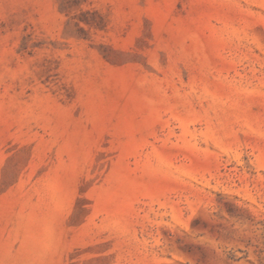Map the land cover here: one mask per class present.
Here are the masks:
<instances>
[{"label":"rangeland","instance_id":"rangeland-1","mask_svg":"<svg viewBox=\"0 0 264 264\" xmlns=\"http://www.w3.org/2000/svg\"><path fill=\"white\" fill-rule=\"evenodd\" d=\"M0 264H264V0H0Z\"/></svg>","mask_w":264,"mask_h":264}]
</instances>
